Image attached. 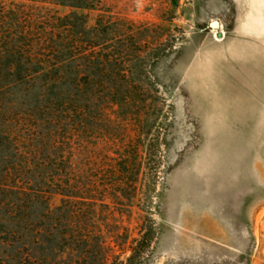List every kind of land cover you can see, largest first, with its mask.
<instances>
[{"label":"rangeland","instance_id":"374dc122","mask_svg":"<svg viewBox=\"0 0 264 264\" xmlns=\"http://www.w3.org/2000/svg\"><path fill=\"white\" fill-rule=\"evenodd\" d=\"M53 1L0 0V264H264V0H82L71 67Z\"/></svg>","mask_w":264,"mask_h":264},{"label":"trees","instance_id":"16d2710c","mask_svg":"<svg viewBox=\"0 0 264 264\" xmlns=\"http://www.w3.org/2000/svg\"><path fill=\"white\" fill-rule=\"evenodd\" d=\"M53 2H54L53 4L55 5L62 6L64 8H69L70 12L63 17H60L61 18L59 19V21H61L60 26L56 21V23H53L55 25L52 26V28H50L48 31L43 30L42 34L45 35L47 38L49 36V39L50 41H52V43H56V45H53V47L49 48L53 50L56 58H58L57 63L54 66L59 67L61 65L64 66V64H67L66 66L71 67L75 62L74 60H76V58L78 57V55L76 54L79 49L77 48L78 47L77 44L79 41H76V39L78 38V33H77L78 24H79V19H77L78 13L88 9L95 10L96 7L94 5H84L86 3H83L82 0H54ZM2 10L3 12L7 11L6 8L4 7L2 8ZM7 12L9 13L10 11ZM84 23L88 24L87 21H84ZM32 28H34V26H31L30 28L28 27L27 30L24 29L20 33L18 32L19 35H16L17 39H15L13 35L9 36L12 42V48L10 50L8 49L7 53H9L12 57V66H11L12 79L16 80L17 82L23 83L26 82L29 78L38 75L39 71L31 67L32 66L31 62H33L32 59L35 57L42 58L43 56H45L42 55L41 53L39 54L36 53L37 50H33V48L39 47L41 45L42 42L40 40L43 41V39H40L37 42L32 40V35L29 33V30H31ZM59 28H63V29L65 28L66 31L60 32V34L57 35V33L56 32L54 33V31L57 29L59 30ZM17 43L21 44V46L17 45ZM63 49H67V50L69 49L70 51L68 53V56H66L67 59H64V57L61 58V56L65 52ZM90 50L91 48L87 50L83 49V51L81 52L82 54L85 55L84 59L86 60L88 69H91L92 64L94 62L92 59L93 53ZM89 51L92 53V55L88 53ZM2 53H4V51H2ZM1 58L2 57L0 53V60ZM98 60H103V59L98 58ZM74 85L75 88L79 90L81 86H85V88L92 86V83H90L88 80L87 82L84 83H81L80 81L75 82ZM49 231L54 238L58 236L51 229H49ZM25 236L26 235H24V237ZM70 237L73 242L72 244L80 245L79 247L80 254H78V256L76 257L77 261L75 264H93L92 261L94 260V258L98 259V253H96V249L99 251L100 254L99 257L101 256V263L102 264L109 263V259L111 258V256L108 254L107 250H112L113 248L110 245H108L105 241L104 242L95 241L96 243H94V241H92L93 239H90L88 235L85 238L84 237L82 238V235H78V237H75L73 233L70 235ZM63 238L65 242L67 238L65 237ZM134 243L136 244V248L134 249V251L138 249L137 248L138 246L141 247L142 245L146 244L145 240L143 239L141 240V238L135 240ZM148 244L149 243L147 242L145 246H148ZM68 245L70 246V243ZM112 256L116 262L120 260L119 256L117 255H112ZM133 257L134 256L128 258L127 261H130ZM121 264H125V262L122 261Z\"/></svg>","mask_w":264,"mask_h":264},{"label":"water","instance_id":"95a60500","mask_svg":"<svg viewBox=\"0 0 264 264\" xmlns=\"http://www.w3.org/2000/svg\"><path fill=\"white\" fill-rule=\"evenodd\" d=\"M210 26L212 27V28H214V29H218L219 28V23L217 22V21H214V22H212L211 24H210ZM222 36V34H218V37H221Z\"/></svg>","mask_w":264,"mask_h":264}]
</instances>
